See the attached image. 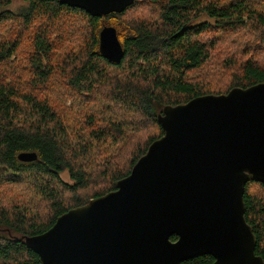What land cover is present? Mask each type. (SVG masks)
Returning <instances> with one entry per match:
<instances>
[{
	"label": "trees",
	"instance_id": "trees-1",
	"mask_svg": "<svg viewBox=\"0 0 264 264\" xmlns=\"http://www.w3.org/2000/svg\"><path fill=\"white\" fill-rule=\"evenodd\" d=\"M13 1L0 0L3 22L17 16L6 11ZM25 1L29 5L18 16L27 29L44 25L43 19L59 23L57 31L47 24L32 37L34 92L0 83V264H42L26 246V237L47 232L71 209L115 191L163 137L158 115L165 107L264 83V64L259 62L264 50L257 48L264 44L257 30L264 29V8L258 0H150L160 8L156 21L129 20L139 0L122 14L99 18L59 0ZM63 13L84 15L91 33L79 39L81 58L73 56L75 46V52L64 57L72 65L69 73L62 69L67 77L60 81L62 61L56 54H64V36L69 34L63 26L75 25ZM110 20L125 51L120 64L109 62L99 49L100 32ZM244 32L259 41L245 45L239 62L228 58L231 81L225 89L189 78L209 65L215 49ZM20 46L18 40L0 39V64L10 61ZM65 82L70 93L62 96L71 102L68 109L65 100H54ZM77 102L81 109L75 108ZM24 152L36 153L37 160L20 161ZM66 171L71 184L62 179ZM33 193L38 199L28 206L18 202H26ZM244 202L245 219L257 238L256 255L264 259V183L248 182ZM214 262L206 255L183 264Z\"/></svg>",
	"mask_w": 264,
	"mask_h": 264
},
{
	"label": "water",
	"instance_id": "water-1",
	"mask_svg": "<svg viewBox=\"0 0 264 264\" xmlns=\"http://www.w3.org/2000/svg\"><path fill=\"white\" fill-rule=\"evenodd\" d=\"M135 1L59 0L95 18ZM99 49L113 64L125 57L113 26L102 28ZM158 120L163 137L115 191L26 237L42 264H183L206 255L213 264H264L244 215L247 183H264V83L167 106Z\"/></svg>",
	"mask_w": 264,
	"mask_h": 264
},
{
	"label": "rangeland",
	"instance_id": "rangeland-1",
	"mask_svg": "<svg viewBox=\"0 0 264 264\" xmlns=\"http://www.w3.org/2000/svg\"><path fill=\"white\" fill-rule=\"evenodd\" d=\"M29 4L25 0H14L10 6H8L6 11H9L8 13H12L13 15H17L16 17L8 19L7 22H3V18L1 17L0 14V39L3 40H18L21 44L19 47L18 53L10 61H8L6 64H0V83L1 82H10L12 87L17 88L23 91L27 92H34V88L31 84L33 80V75L34 72L30 69V56L32 54V46H31V41L34 33L38 29H45L44 25L49 24L55 25L54 31L58 30V27L56 26L59 22H53L51 20L43 19L44 25L39 26V25H33L31 30L26 28L25 20L22 17H19L18 14H20V11L22 8L27 7ZM260 7L264 8V0H258V4ZM159 6L150 0H139L137 6L129 12V15H132L131 17L129 16V20L133 19H142L145 18L148 21H156L157 20V15L159 12ZM4 12L3 10H0V13ZM59 13L58 15H61ZM63 14H68L66 20H72L75 22L74 26H71L69 24H66L63 26L64 29L69 31V34H66L64 36V40L66 43L64 44L65 46V51L64 54H56L57 57L62 61V66H58L60 72L57 76V78L60 81H64L66 79V73L70 72L69 67L72 65V63H69L67 60L64 59V57L69 58L68 54L74 53L75 49L73 46L76 47L77 52L74 53V57H76V60L78 58H81L83 53L80 52L81 48V43H79V39L81 37H84L85 34L91 33V30L89 28V24L87 23V19L85 18L84 15L80 14H74V13H63ZM6 15V14H5ZM47 15V14H46ZM56 16L52 17L53 19ZM48 19L49 18L47 15ZM54 20H60V18H56ZM112 20L110 22L108 21L107 24L110 26H113L116 28L115 25L112 24ZM261 35L264 36V29L258 28L257 29ZM53 32V31H52ZM49 32V33H52ZM118 34V33H117ZM210 35H207L205 38L206 40L210 38ZM219 37V36H217ZM259 41L258 38H251L250 35L246 32L243 33L242 36H234L233 37V42L230 44L223 43L221 44L217 49L213 51V54L211 55V60L209 62V65L207 64L206 67L198 73L197 71H193L190 75L189 78L195 80L201 81L202 83H205L206 81L208 82L207 85L210 87L211 84L216 85L217 87H225L227 84L231 81V77L229 75V69L227 66H225L227 60L229 57L233 59L234 63L239 62L242 58L245 57V51H243L245 45L248 42H254L257 43ZM62 42H59V46ZM258 50H264V44L260 47ZM74 51V52H73ZM84 52V51H83ZM259 62L264 64V55L259 56ZM59 60V61H60ZM67 68V72L65 73L64 70ZM63 72V73H62ZM207 77L208 80H203L202 78ZM66 86H62L59 90V94H57V97L54 98V100L58 99L59 100H65V108L68 109L70 107V100L65 99L63 95L69 94V87L67 86V82L64 83ZM105 89L106 87L103 86ZM87 94V93H86ZM84 97V96H83ZM88 97V96H86ZM76 96L74 97V99ZM81 102V100H79ZM78 101V102H79ZM76 103V109H81V105H78L79 103ZM110 106H106L105 108H109ZM62 179L66 183L71 184L72 180L70 179L69 173L66 171L62 174ZM11 188H13L16 191H20V188L14 185H10ZM10 189V188H9ZM33 196L29 197V200L25 202V200L20 199L18 200L19 203L23 205H29L30 201H33L35 198L34 193L32 194ZM15 198V196H14ZM2 232V231H0ZM5 233V231H3Z\"/></svg>",
	"mask_w": 264,
	"mask_h": 264
}]
</instances>
